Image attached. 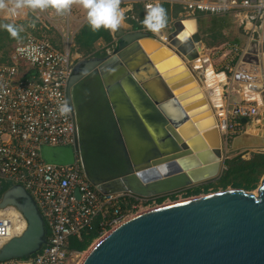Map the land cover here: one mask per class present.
<instances>
[{
  "label": "water",
  "instance_id": "95a60500",
  "mask_svg": "<svg viewBox=\"0 0 264 264\" xmlns=\"http://www.w3.org/2000/svg\"><path fill=\"white\" fill-rule=\"evenodd\" d=\"M187 27L190 36L176 40ZM161 36L130 27L113 33L103 57L73 60L66 98L75 149L86 179L102 194L169 195L211 183L228 161L264 151V112L255 134L228 144L214 127L213 103L199 93L204 79L194 66L201 51L196 20H176L166 40ZM246 36L233 80L258 93L264 107V14ZM40 155L48 164L73 162L70 146H42ZM7 206L26 228L0 247V262L40 252L47 227L32 197L11 185L0 195V209ZM79 264H264V174L256 195L209 194L132 216L101 236Z\"/></svg>",
  "mask_w": 264,
  "mask_h": 264
},
{
  "label": "built area",
  "instance_id": "2783aa9c",
  "mask_svg": "<svg viewBox=\"0 0 264 264\" xmlns=\"http://www.w3.org/2000/svg\"><path fill=\"white\" fill-rule=\"evenodd\" d=\"M121 3L131 8L138 6L142 12L152 3L168 4L179 7L190 18L198 14L232 16L237 21L240 18L246 21L250 29L264 14V0H121ZM17 14L7 11L6 15L18 20ZM38 23L40 28L47 27L44 21ZM160 31L159 38L166 40L172 24ZM227 48V56L225 49H221L227 59L238 55L236 45ZM74 59L69 49L61 52L45 38L29 35L15 43L6 60L0 62V180L22 186L47 227L46 242L40 252L0 264H71L79 251L68 248L70 238L80 241L96 224L102 235L108 225L115 227L124 221L122 206L132 197L100 193L81 169L75 149L73 111L66 98ZM224 98L225 103L221 101L213 108L218 132L228 144L241 133L240 120L257 116L260 106L244 97L238 103ZM61 106L67 109L64 114L60 112ZM42 146H70L73 162L68 165L44 162L40 155ZM25 228L26 222L15 207L0 209V247L21 235Z\"/></svg>",
  "mask_w": 264,
  "mask_h": 264
},
{
  "label": "rangeland",
  "instance_id": "374dc122",
  "mask_svg": "<svg viewBox=\"0 0 264 264\" xmlns=\"http://www.w3.org/2000/svg\"><path fill=\"white\" fill-rule=\"evenodd\" d=\"M124 4L125 3H121L122 8H124V6H125ZM49 8L51 10H53V12L55 14H59L56 12V10L54 8H52V7H49ZM36 10L41 11L42 9H36ZM69 10H70L69 26L71 28H73L75 25V21L73 19L84 17L85 16V10L81 7V5L76 4V2H72ZM178 10H179L178 7H174V12H176ZM35 11L31 10V12H34L36 14ZM64 12H62V14ZM166 12H168V11L166 10ZM17 13H18L17 16L20 18V21H18L19 19L14 20V19L8 18L6 15L7 9L0 8V22L3 21V22H10V23H19V22H22V21L24 22L25 20H28L31 23H33L34 25H36L38 23L36 15H35L36 19L35 18L32 19V17H34V16L32 14H29V13L27 16H25V8L18 10ZM144 13L145 12H143V15H144ZM66 16H69V15L67 14ZM168 19L170 20V17ZM196 22H197V31L201 37V40H244V37L240 38L241 33L239 31H237L235 20L232 19L231 16L223 18V19H218V18L216 19V18H214L208 14H198L196 16ZM55 25H56L57 30H61V33H63L66 30L64 23H62V21L60 23L58 21ZM59 25H60V27H59ZM165 27H167V25ZM56 29H52V32L50 33V36L52 39L49 41L51 42L52 45L53 44H54V46L56 45V47L61 52H63L65 50V48L66 49L69 48L70 56L73 58H76L77 57L76 54H78L79 56L77 58L85 59V58H88V57L94 55V53H97L95 51H98V53L100 52L101 54H103L106 52V49H111V47L113 45L112 43L107 44L101 40H98L97 42L94 43V45L92 47V52L85 53L84 51L78 50L77 46L75 45L74 37L76 35H74L72 40H67L68 41L67 42L66 40L61 39V37H60L59 33H57ZM22 31L25 32V28H23ZM186 37L187 36L185 35L183 38H181V37L180 38L178 37V38L180 41H182ZM13 43H7L5 41L3 42V44H4L3 48L0 49V60H2L4 58L3 52L7 53L8 50L10 51L11 45ZM205 65H206V63L202 64V66H201L198 61L195 62V68L196 69L206 67ZM198 73H200V74H198ZM196 75L201 80L203 79V75L200 71L196 72ZM225 86H227V85H225ZM259 108H261L262 111L264 112V107L262 105H260ZM256 154H264V151H259V152L253 151V152H251L250 155H246L242 161L247 162L249 160H252ZM227 163H229V162H227ZM225 170H226V167H225L224 171ZM256 174L257 173L254 172V173L250 174L248 177H246V176H242V177H233L232 176L230 178L228 177V183L236 181L238 184L237 186H240L241 189H235L233 187V185H231V184L227 185L225 188H223V187L218 186L216 183L211 182V183H213V185H211V186H208V184H210V183L200 184V185H196L192 188L183 189V190H180L178 192H175V193H172L169 195L161 196L160 201L156 200L155 198H152L150 200H147L146 202L139 201V202L131 203V205L129 207H127V209H123V211H124L123 219L125 221L128 218H130L131 216H133V215L135 216V215H137V213H141L142 210L153 209L154 207H158V206L160 207L162 204L169 203V202L177 203L179 201H184V200L196 198L199 196L222 193V192H224L226 194L227 193L226 191H228V192H230V191L231 192H238V191L251 192V191H254V190H256V188L258 187V185L260 183V179H261L262 175L264 174V169L261 170V172L257 176H256ZM255 176H256V181H255V183H253ZM232 178H234V179H232ZM4 182L5 181L0 180V184H3ZM217 183L219 184V182H217ZM223 185H225V184H223ZM205 186H208V187H205ZM112 227H114V226L108 225L104 229V231L102 232V235H99V238L101 236H103L106 232H108L110 229H112ZM99 238L93 240L91 242V244L86 247V249L79 251L78 256L73 258V261L71 264H79V262L82 260V258L88 252V250L95 244V242Z\"/></svg>",
  "mask_w": 264,
  "mask_h": 264
},
{
  "label": "crops",
  "instance_id": "0c3cea01",
  "mask_svg": "<svg viewBox=\"0 0 264 264\" xmlns=\"http://www.w3.org/2000/svg\"><path fill=\"white\" fill-rule=\"evenodd\" d=\"M73 2H76V4L80 5L79 0H73ZM163 7L168 11L167 17L168 18L170 17V20L168 19L166 25L173 24V22H175L176 20H183V21L189 20V19L196 20V17L190 18V17L184 16V14L181 12V9L179 7H178L179 10L174 12V7H177V6L164 4ZM133 9H134V7L131 8L128 5H125L124 8H122V6H121V10L124 13L125 19L121 25V28L118 31H116V32H110L109 31V33L111 35V39H112L113 33H117L120 30L125 31V30L129 29L130 27L134 28L135 25H139L141 23L140 19H141V17L143 19V16H144L143 12L141 11V17H140L138 14H136V12ZM31 10L35 11L36 9L25 8V16H27L29 13V14H32L34 16V17L31 16L32 19H34L35 15H36L37 20L38 21H44L46 23L47 27L46 28H40L39 23L34 25L30 21L25 20V22L27 23V26H29L30 29L34 30L35 34L30 33L29 31H25V37L22 40H18L17 42H21V41L25 40L26 37H28L29 35H34L37 37H43L48 41L51 40L52 38L50 36V33L52 32V29H56L55 24L58 21H59V23L62 21V23H64V26L66 28V30L63 33H61V30L56 29L57 33H59L61 39L66 40V41L72 40L74 35L77 36V33L80 31L82 26L86 23L85 16L82 18L73 19L75 21V25L73 28H71L69 26V20H70V10L69 9L66 10L63 14L62 13L55 14L53 12V10H51L50 8H45V9H42L41 11L36 10L35 11L36 14L34 12H31ZM67 14L69 16H66ZM210 16H212V15H210ZM212 17H214L216 19L217 18L223 19V18H226L229 16H222V17L221 16H218V17L212 16ZM128 18H131V20H133L134 23L130 22V20ZM232 19L235 20L237 31H239L241 33L240 38L244 37V40H201V51L198 53L199 54L198 62L202 66V63L204 64V61L206 60V67L195 69L196 72L200 71L201 73L203 71H207L208 69H211L213 74L222 73L224 75V80H223L224 82H218V85H217V86H219V89H220V101H222V103H225L224 97H227L229 99L230 103L241 102L243 100V97H244L243 93H242V91H243L242 88L244 86L242 84H238L237 82H234L233 80H230V77L232 74L234 76V70L236 68V64L239 61V58H241L242 54L245 52V50L247 49V47L249 45L250 40H248L249 38H247L248 36H246V33L249 32L250 27L248 26V23L246 21L245 22L243 21L244 22L243 23L241 18L238 21L234 17H232ZM18 21H20V18ZM59 27H60V25H59ZM143 28H144V26H142L141 29H137V30H146L145 28L144 29ZM196 28H197V22H196ZM134 29H136V28H134ZM75 37H74V40H75ZM17 42H14V43L12 42L13 44L11 45V47ZM228 45H236L239 49L238 55L233 54L235 56L229 57L227 59L226 56L228 53V48H227ZM55 48L57 50H59L56 47V45H55ZM221 49H225L226 52H224V54H226V56L223 55V53H221L222 52ZM8 52H9V50H8ZM8 52L7 53L5 52V54L3 55L4 58L2 59V61L6 60ZM95 52H98V51H95ZM76 55H77V57L79 56L78 54H76ZM2 61H0V62H2ZM194 66H195V63H194ZM198 74H200V73H198ZM202 75H203V73H202ZM233 76H232V78H233ZM225 85H227V86H225ZM212 98H214V97H212ZM212 98H210V100ZM262 113H263L262 109L259 108V113L257 116H255L251 119L245 120L244 123L240 120V122L242 124L241 133L247 132V133L255 134L257 132V128H256L258 126L257 124H259L258 118L260 115H262ZM226 165L227 164H225V167H226Z\"/></svg>",
  "mask_w": 264,
  "mask_h": 264
},
{
  "label": "clouds",
  "instance_id": "9594fccd",
  "mask_svg": "<svg viewBox=\"0 0 264 264\" xmlns=\"http://www.w3.org/2000/svg\"><path fill=\"white\" fill-rule=\"evenodd\" d=\"M73 0H0V8L16 15L18 10L23 8L45 9L52 7L57 13L68 10ZM81 7L85 10V18L92 31L101 28L110 32H116L121 28L125 19L121 10V0H79ZM166 9L159 3H152L146 6V10L141 21L144 28L149 32H158L165 28L167 24ZM0 28L6 30L12 37H17L23 30L22 25L13 23H2ZM67 111L65 106L60 107L61 114Z\"/></svg>",
  "mask_w": 264,
  "mask_h": 264
},
{
  "label": "trees",
  "instance_id": "16d2710c",
  "mask_svg": "<svg viewBox=\"0 0 264 264\" xmlns=\"http://www.w3.org/2000/svg\"><path fill=\"white\" fill-rule=\"evenodd\" d=\"M133 10L136 12V14H138L141 17V10L138 8V6H134ZM128 19L130 20V22L134 23L133 20H131V18H128ZM140 20L142 21V17ZM2 23H10V22L1 21L0 24ZM13 24L22 25L23 28H25V31H29L30 33L35 34L34 30L30 29L29 26H27V23L25 21L19 22V23H13ZM142 26L143 25L140 23L139 25H135L134 28L141 29ZM24 37H25V32L23 31H20L17 37H12L6 30L0 28V49L3 48L4 41L7 43H12V42H17L18 40H22ZM98 40H102L104 43H107V44L112 43L111 35L108 30L101 28L100 30L94 32L90 29V27L88 26L86 22L82 26L80 31L77 33V36L75 37L74 42H75V45L78 47V50L84 51L85 53H90L92 52V47L94 43L97 42ZM3 54H5V52H3ZM96 54L97 53H94V55ZM226 164H227L226 170L223 172L222 176L217 180L219 184L217 182H214V183H216L218 186L223 187V188L231 184L233 185L235 189H241L240 186H237L238 184L236 181L228 183V177L229 178L232 176L233 177H242V176L248 177L250 174L254 172L257 173L256 174L257 176L261 172V170L264 169V154H256L252 160H249L247 162L239 160L236 162H229ZM256 176H255L253 183H255L256 181ZM11 185L12 184L9 182H4L3 184H1L2 186L1 193L5 191L6 189H8ZM211 185H213V183L208 184V186H211ZM208 186H205V187H208ZM160 200L161 198L158 199V201ZM127 202L128 204L125 206H122V209H127V207H129L131 203H134L135 201L133 198H127ZM97 238H99V229L96 224L90 233L82 235V238L80 241L77 240L76 238H70L68 248L73 251H82L86 249V247L89 246L91 242Z\"/></svg>",
  "mask_w": 264,
  "mask_h": 264
},
{
  "label": "bare ground",
  "instance_id": "6f19581e",
  "mask_svg": "<svg viewBox=\"0 0 264 264\" xmlns=\"http://www.w3.org/2000/svg\"><path fill=\"white\" fill-rule=\"evenodd\" d=\"M190 33L191 32H190L189 28L187 27L186 30H184V32L182 34H180L179 36L176 37V40H179L180 37L183 38L185 35L187 36L186 38H188L190 36ZM204 63H206V60L204 61ZM202 73H203L204 81L202 82V86L199 87V93H203V97H202L203 99H205L207 97H209V98L214 97V98L211 99L213 105H217V106L220 105V103H221V101H220V89H219V86H217V85H218V82L224 80V75L222 73L213 74L211 69H208L207 71H203ZM209 88H212V95H210L211 90L209 91ZM242 89H243V91H242L243 96H244V98L246 100L255 101V102H257V104L259 106L262 105V100H261V97H260V95L258 93L248 91L245 88H242ZM205 95H207V96H205ZM214 127L217 129L216 126H214ZM217 131H218V129H217ZM226 194H251V195H256V190L251 191V192H245V191L244 192L243 191L231 192L230 191V192H227ZM179 202H181V201H179ZM170 204H173V203L169 202V203L162 204L161 206H166V205H170ZM154 208H156V207H154ZM146 210L148 211L150 209H146ZM146 210H142L141 213L145 212ZM137 214H140V213H137Z\"/></svg>",
  "mask_w": 264,
  "mask_h": 264
},
{
  "label": "flooded vegetation",
  "instance_id": "af4514ba",
  "mask_svg": "<svg viewBox=\"0 0 264 264\" xmlns=\"http://www.w3.org/2000/svg\"><path fill=\"white\" fill-rule=\"evenodd\" d=\"M99 53H100V52H99ZM99 53L97 52L96 56L103 57V56L105 55V53H103V54H101V53L99 54ZM222 174H223V173H222ZM222 174H221V175H222ZM220 177H221V176H220ZM220 177H219V178H220ZM219 178H218V179H219ZM218 179H217V180H218ZM217 180H215V181H213V182H217ZM193 187H194V186H193ZM190 188H192V187H190ZM159 198H161V197H156L155 199L158 200ZM133 199H134V201H136V202H139V201H141V202H143V201L146 202L147 200H150V199H137V198H133Z\"/></svg>",
  "mask_w": 264,
  "mask_h": 264
}]
</instances>
